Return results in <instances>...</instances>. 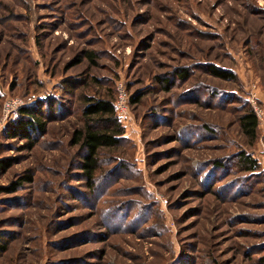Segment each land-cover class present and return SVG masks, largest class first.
Wrapping results in <instances>:
<instances>
[{"label":"rangeland","instance_id":"rangeland-1","mask_svg":"<svg viewBox=\"0 0 264 264\" xmlns=\"http://www.w3.org/2000/svg\"><path fill=\"white\" fill-rule=\"evenodd\" d=\"M66 77L87 82L69 95ZM119 78L141 99L89 191L71 142L78 94L113 93ZM50 95L67 116L33 149L3 138L7 97ZM252 97L262 110L253 140L238 122ZM241 151L258 171L240 168ZM0 156L16 158L0 185L35 177L0 193V229L17 234L0 264H262L264 0H0Z\"/></svg>","mask_w":264,"mask_h":264},{"label":"trees","instance_id":"trees-1","mask_svg":"<svg viewBox=\"0 0 264 264\" xmlns=\"http://www.w3.org/2000/svg\"><path fill=\"white\" fill-rule=\"evenodd\" d=\"M89 60L93 61L96 52L85 51L84 54ZM81 59L76 57L72 63H79ZM206 72L222 80H235L236 75L232 70L221 68L214 64H206ZM187 70L179 69L175 73V78H187ZM98 82L97 78H93ZM165 78L162 84L168 83ZM87 80L83 77H66L61 80V89L69 95H76V92L86 85ZM116 82V81H115ZM126 89L129 93L127 83ZM166 88V87H165ZM82 102L81 106V125L74 129L71 142L77 146L78 159L77 168L80 175L86 182L89 191H94L97 187L96 178L101 170L100 156L104 149H116L126 140L124 137L125 127L119 121L115 108L114 100L116 96L115 85L114 92H109L104 96H95L85 93L78 94ZM141 99L140 94L129 93V106L131 103H137ZM66 108L57 96L50 95L39 98L35 102L20 105L12 118L7 122L3 129V138L6 140H20L22 145L20 149L31 150L39 140L48 133L49 125L55 121L66 118ZM241 132L253 140L257 136L259 120L250 106H246L238 117ZM237 164L244 171L252 172L260 169V162L251 154L241 151L238 153ZM16 158L11 156H0V172L6 173L15 163ZM213 166L220 168L222 163L219 160L213 162ZM35 177L30 170L17 175L15 179L9 180L6 184L0 185V193L14 194L21 190L25 184L34 183ZM9 224L3 223L0 227ZM17 238V234L12 230L0 229V254H4L9 249L12 241ZM264 264V255L259 258Z\"/></svg>","mask_w":264,"mask_h":264},{"label":"built area","instance_id":"built-area-1","mask_svg":"<svg viewBox=\"0 0 264 264\" xmlns=\"http://www.w3.org/2000/svg\"><path fill=\"white\" fill-rule=\"evenodd\" d=\"M116 96L114 100V108L119 121L124 125L130 119L129 93L126 89L123 79L119 78L115 82ZM253 110L258 119H262V110L257 107L254 98L250 99ZM23 102L18 97H7L2 104L1 121H8L15 113L17 108ZM264 168V161L261 162Z\"/></svg>","mask_w":264,"mask_h":264}]
</instances>
